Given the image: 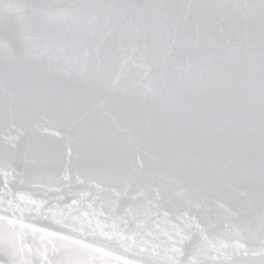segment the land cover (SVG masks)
Returning <instances> with one entry per match:
<instances>
[{
  "label": "snow or ice",
  "instance_id": "snow-or-ice-1",
  "mask_svg": "<svg viewBox=\"0 0 264 264\" xmlns=\"http://www.w3.org/2000/svg\"><path fill=\"white\" fill-rule=\"evenodd\" d=\"M0 264H264V0H0Z\"/></svg>",
  "mask_w": 264,
  "mask_h": 264
}]
</instances>
